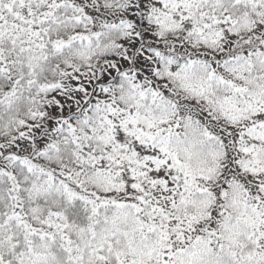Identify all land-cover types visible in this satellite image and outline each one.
I'll return each mask as SVG.
<instances>
[{
  "label": "snow or ice",
  "instance_id": "snow-or-ice-1",
  "mask_svg": "<svg viewBox=\"0 0 264 264\" xmlns=\"http://www.w3.org/2000/svg\"><path fill=\"white\" fill-rule=\"evenodd\" d=\"M0 264H264V0H0Z\"/></svg>",
  "mask_w": 264,
  "mask_h": 264
}]
</instances>
